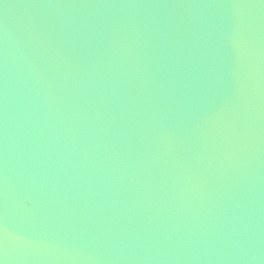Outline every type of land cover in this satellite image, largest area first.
<instances>
[{"label": "water", "instance_id": "1", "mask_svg": "<svg viewBox=\"0 0 264 264\" xmlns=\"http://www.w3.org/2000/svg\"><path fill=\"white\" fill-rule=\"evenodd\" d=\"M0 264H264V0H0Z\"/></svg>", "mask_w": 264, "mask_h": 264}]
</instances>
